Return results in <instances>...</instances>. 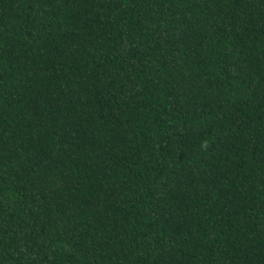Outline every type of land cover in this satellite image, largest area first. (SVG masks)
<instances>
[{"label": "trees", "instance_id": "16d2710c", "mask_svg": "<svg viewBox=\"0 0 264 264\" xmlns=\"http://www.w3.org/2000/svg\"><path fill=\"white\" fill-rule=\"evenodd\" d=\"M0 264H264V0H0Z\"/></svg>", "mask_w": 264, "mask_h": 264}]
</instances>
